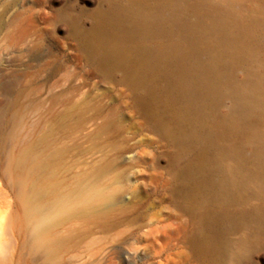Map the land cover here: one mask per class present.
<instances>
[{
	"label": "rangeland",
	"instance_id": "obj_1",
	"mask_svg": "<svg viewBox=\"0 0 264 264\" xmlns=\"http://www.w3.org/2000/svg\"><path fill=\"white\" fill-rule=\"evenodd\" d=\"M140 1L148 10L154 2L0 0V264H264V231L257 237L252 220L232 216L253 214L264 196L249 185L224 212L218 188L235 159L211 148L201 155L215 120L231 115L235 94L227 89L214 107L201 105L196 124L179 121L169 78L139 54L181 32L100 39L119 12L118 27L131 29L128 16ZM233 1L234 15L264 21V0ZM186 13L197 20L196 11ZM113 46L129 56L113 57ZM209 57L198 48L197 68ZM231 73L241 83L264 73V31L256 56ZM257 124L264 128V120ZM220 142L239 143L246 157L256 145L248 135ZM35 194L54 219L45 247L34 245L27 215ZM219 229L222 250L204 251L205 237Z\"/></svg>",
	"mask_w": 264,
	"mask_h": 264
},
{
	"label": "bare ground",
	"instance_id": "obj_2",
	"mask_svg": "<svg viewBox=\"0 0 264 264\" xmlns=\"http://www.w3.org/2000/svg\"><path fill=\"white\" fill-rule=\"evenodd\" d=\"M216 3L210 0H197L191 3H181L180 0H154L152 8L148 10L146 9L148 7L146 2L140 1L135 9L131 8L132 11L128 12V17L131 18L130 20L133 23V25L128 23L131 27L133 26L131 29L129 26V28L121 29L118 27V22H122L125 14L122 15V12L117 11L119 13L114 14V17L112 16L113 22L110 24L109 35L107 33L104 36L100 33L98 35H101L100 39L103 40L105 37L106 44H111L120 36L152 37L153 35H163L169 38L181 32L180 39L175 42L165 43L163 48L160 49L159 46H155L158 50L154 53L148 54L140 51L141 54H139L146 59L148 58L149 63L154 66L151 70L155 69V72L169 78L166 91L170 94L173 102L176 101L181 104L177 112L179 121L190 119L193 123L191 119L195 114L194 112L201 105L214 107L220 98L219 96L222 95L221 93L226 92L224 90L229 89L235 94L231 115L229 114L230 116H227V118L224 116V118L216 119L218 121L214 119V125L206 135L205 143L202 145L203 151L201 154L204 157L207 150L211 148L215 151L218 150L223 156L229 155L235 159V163L224 170L223 181H221L223 183L219 188L217 187L221 209L225 212L230 202L243 198L248 189L252 190V188H246L249 185L253 187V193H256L257 197L264 196V128H260L257 124L264 120V73H255L250 79L242 83L238 82L239 80L235 82L231 76L233 66L242 59L256 56L260 44V34L264 31V21L261 22V20L253 17L244 19L236 14L234 15L233 0H224L221 5ZM165 8L171 10L170 14L167 10V12L165 11L168 14L166 17L162 14ZM188 9L197 12L198 18L196 21L190 22L187 19L186 10ZM128 10L130 11V9ZM112 12L114 11L112 10ZM95 35L97 36V34ZM117 42L119 41L117 40ZM127 44H129V41ZM146 45L148 46V44ZM201 46H205L209 50L210 57L209 60L207 59V64L198 69L194 62L198 48ZM109 50V53L116 58L129 56V50L123 47L113 46ZM146 59L144 60L147 61ZM146 63L143 64L148 65ZM194 127L197 128V126ZM200 129H195L192 132L196 140L202 136ZM245 135L254 139L256 143L249 157L245 156L244 153L246 152L243 153L239 143L220 144H223V142H220L222 139ZM187 136L189 137V135ZM251 162L253 168L248 167L250 165L247 163ZM37 198L38 196L35 194L34 200L28 206L27 215H29L32 223L30 225L34 245L45 247V234L54 219L47 211L48 209L45 210L37 203ZM254 209L256 210L253 214H246L242 210V212L233 213L232 216L242 220L246 218L248 221L252 220L255 223L253 234L260 237L264 231V199ZM229 219H231V215ZM223 232L219 229L208 234L202 243V249L211 254L221 251L223 248Z\"/></svg>",
	"mask_w": 264,
	"mask_h": 264
}]
</instances>
